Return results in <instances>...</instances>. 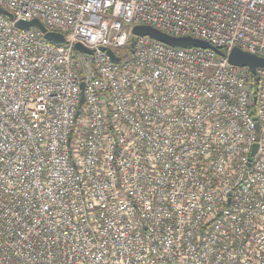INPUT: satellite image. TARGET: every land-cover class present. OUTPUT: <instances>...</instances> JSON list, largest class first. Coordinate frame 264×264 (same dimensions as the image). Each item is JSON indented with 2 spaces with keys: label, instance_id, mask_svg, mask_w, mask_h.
Returning a JSON list of instances; mask_svg holds the SVG:
<instances>
[{
  "label": "built area",
  "instance_id": "built-area-1",
  "mask_svg": "<svg viewBox=\"0 0 264 264\" xmlns=\"http://www.w3.org/2000/svg\"><path fill=\"white\" fill-rule=\"evenodd\" d=\"M0 7V264H264V0Z\"/></svg>",
  "mask_w": 264,
  "mask_h": 264
},
{
  "label": "water",
  "instance_id": "water-1",
  "mask_svg": "<svg viewBox=\"0 0 264 264\" xmlns=\"http://www.w3.org/2000/svg\"><path fill=\"white\" fill-rule=\"evenodd\" d=\"M0 13L3 14L4 16L13 19V15L0 7ZM14 25L18 27L19 29H29L30 27H36L38 28L41 32L44 33V37L51 42L54 43H64L65 38L63 34L61 33H56V32H49L46 30V28L36 19L30 20V21H24V20H16L14 22ZM132 34L134 35H139V36H144L148 35L151 38L157 39L161 42H164L172 47H201V48H210L214 50L218 54H222L221 51L215 47H213L210 43L207 41L194 38L191 36H179L175 37L172 35L165 34L162 31H159L158 29H155L149 25H135L132 30ZM131 47L133 46V43L130 45ZM74 50L85 52V53H91L90 50L86 49L83 47L80 43H74L73 45ZM106 53L110 57L112 61H118L119 58L114 55V53L108 49L106 50ZM227 60L230 64L236 65V66H245L248 67L249 70L251 71L252 75L256 73V69L259 67H264V57L258 56L246 51L241 50L238 47H232L230 51L227 54ZM81 88H83V83H81ZM83 100V96L81 94L80 97V103ZM253 101L255 102V97H253ZM257 148V145L254 144L252 151H251V156L255 153Z\"/></svg>",
  "mask_w": 264,
  "mask_h": 264
}]
</instances>
